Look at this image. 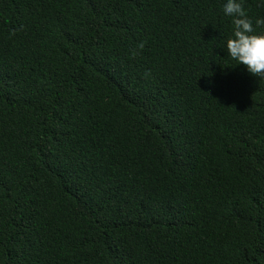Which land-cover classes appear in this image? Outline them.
Here are the masks:
<instances>
[{
	"label": "trees",
	"instance_id": "1",
	"mask_svg": "<svg viewBox=\"0 0 264 264\" xmlns=\"http://www.w3.org/2000/svg\"><path fill=\"white\" fill-rule=\"evenodd\" d=\"M221 4L0 0V264H264V78Z\"/></svg>",
	"mask_w": 264,
	"mask_h": 264
},
{
	"label": "clouds",
	"instance_id": "2",
	"mask_svg": "<svg viewBox=\"0 0 264 264\" xmlns=\"http://www.w3.org/2000/svg\"><path fill=\"white\" fill-rule=\"evenodd\" d=\"M257 2L264 5V0ZM221 8L231 17L232 34L224 45L227 56L244 65L251 75L264 78V31L254 32L253 20L247 15L242 0H222ZM255 25H264V17H257ZM136 47L142 49L144 43L141 41Z\"/></svg>",
	"mask_w": 264,
	"mask_h": 264
}]
</instances>
